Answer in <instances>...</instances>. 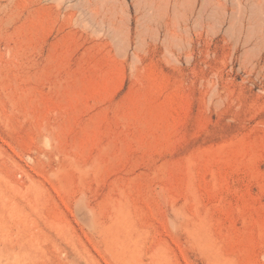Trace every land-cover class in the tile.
I'll use <instances>...</instances> for the list:
<instances>
[{
	"label": "rangeland",
	"instance_id": "1",
	"mask_svg": "<svg viewBox=\"0 0 264 264\" xmlns=\"http://www.w3.org/2000/svg\"><path fill=\"white\" fill-rule=\"evenodd\" d=\"M0 264H264V0H0Z\"/></svg>",
	"mask_w": 264,
	"mask_h": 264
}]
</instances>
